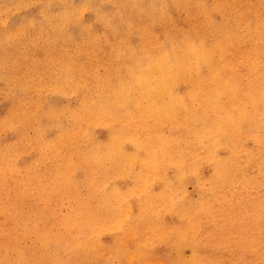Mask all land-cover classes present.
Listing matches in <instances>:
<instances>
[{
    "label": "rangeland",
    "instance_id": "obj_1",
    "mask_svg": "<svg viewBox=\"0 0 264 264\" xmlns=\"http://www.w3.org/2000/svg\"><path fill=\"white\" fill-rule=\"evenodd\" d=\"M0 264H264V0H0Z\"/></svg>",
    "mask_w": 264,
    "mask_h": 264
},
{
    "label": "bare ground",
    "instance_id": "obj_2",
    "mask_svg": "<svg viewBox=\"0 0 264 264\" xmlns=\"http://www.w3.org/2000/svg\"><path fill=\"white\" fill-rule=\"evenodd\" d=\"M160 63H162V62L159 61V64H160ZM154 64H155V63H154ZM154 66H156V65H154ZM145 79H146V78H145ZM146 80H147V79H146ZM148 80H149V79H148ZM162 81H163V78H162ZM156 83H157V82H156ZM144 84H145V83H144ZM144 84H142V85H144ZM147 84H148V83H147ZM139 85H140V83H139ZM140 86H141V85H140ZM144 87H145V86H144ZM146 87H147V86H146ZM149 89H150V88H149ZM141 90H142V89H141ZM154 90H155V89H154ZM147 91H148V90H147ZM145 92H146V91H145ZM151 92H152V91H151ZM155 92H157V91H154L153 93H155ZM150 94H151V93H150ZM155 94H157V93H155ZM151 95L155 97V95H153V94H151ZM147 96H148V95H147ZM155 103H156V102H155ZM153 105H154V104H153ZM166 107H167V106H166ZM166 107H165L164 110H166ZM151 108H152V107H151ZM151 108H150V111L153 110V108H152V109H151ZM159 108H160V107H159ZM156 109L158 110V107H157ZM154 110H155V108H154ZM157 110H156V111H157ZM162 110H163V109H162ZM164 110H163V111H164ZM158 111H159V110H158ZM158 111H157V112H158ZM165 115H166V114H165ZM113 139H114V138H113ZM116 141H117V140H116ZM113 142H114V141H113ZM117 143H118V142H117ZM110 144H111V143H110ZM120 146H121V145H120ZM116 147H119V146L116 145ZM120 148H121V147H120ZM104 150H106V149H104ZM114 150H116V149L114 148ZM107 151H108V150H107ZM107 151H106V152H107ZM121 151H122V148H121ZM116 153H117V152H116ZM116 153L113 154V150L111 149V150H109L108 156H109V154H110V155H115V156H116ZM103 154H104V153H103ZM119 156H120V154H119ZM102 157H103V156H102Z\"/></svg>",
    "mask_w": 264,
    "mask_h": 264
}]
</instances>
